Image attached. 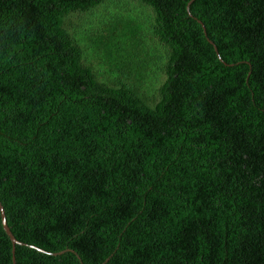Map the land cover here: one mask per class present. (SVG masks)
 <instances>
[{
  "label": "trees",
  "instance_id": "trees-1",
  "mask_svg": "<svg viewBox=\"0 0 264 264\" xmlns=\"http://www.w3.org/2000/svg\"><path fill=\"white\" fill-rule=\"evenodd\" d=\"M188 2L0 0L16 264H264V0Z\"/></svg>",
  "mask_w": 264,
  "mask_h": 264
},
{
  "label": "water",
  "instance_id": "water-1",
  "mask_svg": "<svg viewBox=\"0 0 264 264\" xmlns=\"http://www.w3.org/2000/svg\"><path fill=\"white\" fill-rule=\"evenodd\" d=\"M192 1L193 0H190V2H188V4H187V7H186V10H187V13H188V16H189V5L192 3ZM201 26H202V28L204 29V27H203V25H202V23H201V21H199V20H196ZM204 34H206L205 33V29H204ZM207 41L211 44V45H213V48H214V50H215V52L217 53V48L215 47V45L213 44V42H211L209 39H207ZM222 61V60H221ZM223 63V62H222ZM224 65H227V64H225L224 63ZM230 66H232V65H230ZM0 222H1V225H2V229H3V231L5 232V234L7 235V237L9 238V240H10V242H11V261H12V264H16L15 263V258H14V251H15V246L16 245H18V246H28V247H32V248H34V249H36L38 252H40V253H45V254H50V255H59L61 252H59V253H48V252H45V251H43V250H40V249H38V248H36V247H34V246H31V245H27V244H23V243H20V242H18L16 239H15V237L12 235V233H11V231H10V229H9V227L7 226V223H6V219H5V214H4V210H3V207H2V205H1V203H0ZM64 251H66V252H71V251H69V250H64ZM64 251H62V252H64ZM71 253H73L76 257H77V259H78V256L74 253V252H71ZM78 261H79V259H78ZM107 261V260H106ZM80 262V261H79ZM81 264V263H80Z\"/></svg>",
  "mask_w": 264,
  "mask_h": 264
},
{
  "label": "rangeland",
  "instance_id": "rangeland-1",
  "mask_svg": "<svg viewBox=\"0 0 264 264\" xmlns=\"http://www.w3.org/2000/svg\"><path fill=\"white\" fill-rule=\"evenodd\" d=\"M97 11L95 12V13H98V12H100V11H102V8H99V9H96ZM105 12V11H104ZM81 15H79V14H77L76 16H75V18L73 19V22L75 23V24H78L79 22H81L80 21V19H81ZM97 18H99V22H107L108 20H107V16H106V13H102L101 15H98L97 16ZM82 26H84L83 24H81ZM79 27H81L80 25H79Z\"/></svg>",
  "mask_w": 264,
  "mask_h": 264
}]
</instances>
